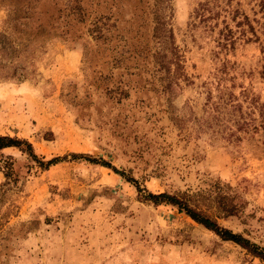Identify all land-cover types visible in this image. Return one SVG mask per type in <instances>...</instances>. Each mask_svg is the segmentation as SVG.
Returning a JSON list of instances; mask_svg holds the SVG:
<instances>
[{
  "label": "rangeland",
  "instance_id": "obj_1",
  "mask_svg": "<svg viewBox=\"0 0 264 264\" xmlns=\"http://www.w3.org/2000/svg\"><path fill=\"white\" fill-rule=\"evenodd\" d=\"M29 3L26 17L0 0V83L10 85L0 135L59 162L44 170L16 149L0 152V264H264L175 208L140 201L112 170L71 157L105 160L154 194H199L219 225L264 246V130L234 141L207 114L209 94L224 87L262 123L264 0L165 1L180 74L154 62V0ZM206 3L209 21L197 14ZM243 16L258 40L237 26ZM227 28L234 48L219 45ZM7 159L13 175L1 187ZM223 197L234 216L218 211Z\"/></svg>",
  "mask_w": 264,
  "mask_h": 264
},
{
  "label": "trees",
  "instance_id": "obj_2",
  "mask_svg": "<svg viewBox=\"0 0 264 264\" xmlns=\"http://www.w3.org/2000/svg\"><path fill=\"white\" fill-rule=\"evenodd\" d=\"M155 8H154V29H153V39L157 42L158 47L153 54V59L156 65H158L159 69L165 70L166 72H170V68L172 65H175L176 74L181 69L180 64V55L177 47L174 44V37L172 30L167 27V23L163 16L162 6L163 3L167 0H154ZM9 6L13 10V15H30L32 14L33 8L29 3V0H8ZM264 7V6H263ZM27 8V10H25ZM78 11L79 8H74ZM200 10L201 17L204 18L205 13H208L209 16L204 18L205 21L212 20L210 15L211 9L208 7V3L204 4L197 11V14ZM238 27L247 26V30L243 31V33H251L255 38L253 41L258 40L256 36L255 30L253 26L249 23V19L247 16H243L241 22L237 23ZM94 32L102 36L103 28H100L97 24H94ZM226 33L220 32L222 36L223 43L219 44L222 48H234L235 41L232 38V31L228 28L226 29ZM252 38H247V42H251ZM159 71V70H158ZM264 75V69H263ZM164 80V78H163ZM170 82L167 80L164 89H170ZM207 103L210 105L212 111L208 112L209 118H211L210 126L215 128H225L230 131L228 137L229 139L234 137V141H241L242 137L240 133L248 134L250 131H257L258 129L264 130V105L261 104L258 107L259 110V118L262 121L260 125H257V120L249 117V114H246L243 111V105L239 103L238 97L229 89L222 87L219 89L218 94L213 97L209 94L207 98ZM255 103V102H254ZM253 104V103H252ZM258 102L255 103V108ZM251 114V112H250ZM230 123L231 126H228L227 123ZM233 128L235 130H233ZM16 149L21 154L26 155L27 158L37 164V166L41 169L47 170L49 166L57 164L59 162L58 158L51 159L49 161H44L43 158L39 157L30 142L25 139H20L18 137H11L9 135H0V152L4 149ZM72 159H83L91 164H96L101 167L112 170L115 174L119 175L123 179H125L128 183L134 185L137 189L138 195L137 198L142 202H148L153 204L154 206H170L175 208L179 213H183L185 216L190 218L197 225L201 226L205 230L214 234L217 238H219L222 242L232 243L242 250L246 252L249 256L256 258L264 263V246L259 245L256 242H253L248 237L244 236L241 233L233 232L232 230L225 228L218 224L217 220L213 215L209 214L206 211L198 208L197 198L199 194L188 195V194H169V193H158L154 194L146 191L145 189H141L138 185V182L132 178L127 176L123 171L118 170L111 163L101 160L91 158L89 156H85L82 154H72ZM4 177L6 179L5 183L1 186L4 187L9 184L12 175V163L11 160L5 162L3 166ZM225 200V197L218 201V211L222 213L224 218H228L234 216L235 208L233 206L227 205L225 203L222 204V201Z\"/></svg>",
  "mask_w": 264,
  "mask_h": 264
},
{
  "label": "crops",
  "instance_id": "obj_3",
  "mask_svg": "<svg viewBox=\"0 0 264 264\" xmlns=\"http://www.w3.org/2000/svg\"><path fill=\"white\" fill-rule=\"evenodd\" d=\"M10 85L8 83H0V103L4 101L6 98V93L9 90ZM8 150H11V148L4 149L2 152H6Z\"/></svg>",
  "mask_w": 264,
  "mask_h": 264
}]
</instances>
